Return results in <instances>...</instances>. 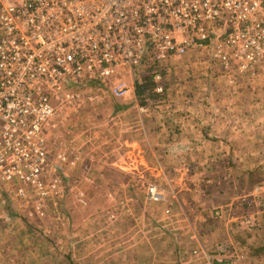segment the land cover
<instances>
[{
  "label": "built area",
  "instance_id": "built-area-1",
  "mask_svg": "<svg viewBox=\"0 0 264 264\" xmlns=\"http://www.w3.org/2000/svg\"><path fill=\"white\" fill-rule=\"evenodd\" d=\"M201 51L229 84L264 76V0H0V195H33L42 214L82 157L52 134L86 85L122 97L144 67L162 93L167 61ZM157 187L148 182L147 197L167 200ZM225 248L203 256L222 262ZM250 264H264V251Z\"/></svg>",
  "mask_w": 264,
  "mask_h": 264
},
{
  "label": "rangeland",
  "instance_id": "rangeland-1",
  "mask_svg": "<svg viewBox=\"0 0 264 264\" xmlns=\"http://www.w3.org/2000/svg\"><path fill=\"white\" fill-rule=\"evenodd\" d=\"M201 53L207 54L205 51ZM198 56L195 59L196 63L198 61L204 64V60H208L209 67L212 66L210 70L214 73L213 77L220 76L223 83L225 82L224 86L229 89L228 94L224 93L225 88L218 89L215 93L223 91L219 94L225 96L223 98L230 97L231 101L240 102L239 105L225 104L218 108L224 109L229 114L240 112L245 117V120L243 118L239 120L244 131L236 132L234 136L229 137L230 140L227 143L233 150L222 154L221 161L224 166L208 171V177L213 179L211 181L213 185L223 183L225 188L230 186L226 195H243L245 200L251 201V204H248L241 197L237 198L239 201L234 204L237 208L235 211L245 213L250 210L252 211L250 215H254L253 220L249 221L250 224L245 223L240 230H236L239 226L234 225L237 222H232V229L235 231L234 242L229 240L227 235L220 236L208 251L204 250L200 252V255H194H197L205 264H214L213 259L208 261L204 257L203 260V252L214 255L219 253L217 247L223 245L226 248L222 264H249L250 261L259 259L264 251V233L260 231L258 221H264V76L260 74L257 79H245L243 81L245 87L236 86L241 83V80L229 85L227 77L217 62L208 57L203 58L201 55L198 59ZM190 62L194 63L193 59H190ZM168 67H170L169 64L165 66L164 79L170 82L172 76L173 84L170 86L169 83L164 93L156 97H149L150 93L145 92L140 95V101L151 99L148 100L149 106L158 107L152 103L168 94L174 96L178 90L187 91L183 86L181 87L179 79L190 77L188 68L182 70L173 68L170 71ZM195 67L194 65L191 71H195ZM176 77L178 80L174 79ZM132 78L130 91L122 97H138L134 93L136 84L142 83L144 78L150 80L151 75L148 69L141 67L135 71ZM127 79L130 80V77ZM86 86L84 103L76 110L74 116L69 114L66 118H61L59 131L63 130L62 134L59 136L57 133L52 134V137H59L60 142L66 145L64 151L67 154L73 155L74 150L82 154L77 163L64 168L67 171V177L64 179L63 194L48 198L41 208L42 214L36 211L39 199L33 195L17 196L12 191L10 195H0V264H136L145 261L152 253L163 254L166 251L165 256H176L172 253V244H176L177 237L173 231H178L179 225L176 229L174 224L170 225L171 222L166 220L167 217L169 218V198L173 192H171V185L165 179L158 182L148 170L137 166L124 169L128 173L126 178L129 183L124 184L120 180L117 184L94 182L92 174L94 149H97V153L104 150L107 159L110 145L112 150L117 145L120 146V141L116 144L114 136L116 130L118 133L121 127L126 128L121 125V122L125 123L129 116L120 108L125 104L118 102L119 97H113L104 83H89ZM101 101L103 103L98 105L97 103ZM239 121L230 120L229 123H239ZM78 135L83 137L79 138ZM219 154V151L214 153V155ZM150 160L155 162L153 156ZM121 162L124 163V161ZM198 170V175L202 176L207 174L208 169ZM83 171L90 174L88 173L86 177L81 174ZM242 171L244 176L240 179L241 185L236 177ZM250 172L252 173L249 174ZM217 175L224 180L217 179ZM78 179L83 181L79 182ZM148 182L158 186V190L166 196L167 200L160 202L150 200L147 197ZM111 184L121 187L119 195L115 193L117 189L112 188ZM205 184L209 185L210 182ZM171 202L173 203V198ZM165 207L169 208L168 213L163 211ZM159 211L164 212L162 219H154L152 216L147 218L149 212L157 214ZM258 214L260 215L255 220L254 216ZM208 220L217 228L220 229L223 226L225 229L223 219L222 221L216 218L215 220L219 222H214L210 218ZM133 223L147 225L148 232L153 231L150 228L156 226L154 229L159 230V235H151L147 246L143 245L144 242H137L138 235L142 237L143 234L136 228L131 231L134 228ZM182 224H187V221ZM254 241L257 243L255 244ZM136 242L137 245H134ZM193 242L190 240L187 243L191 245ZM150 247L154 251H151ZM234 248L244 253L247 257L245 261L232 260Z\"/></svg>",
  "mask_w": 264,
  "mask_h": 264
},
{
  "label": "crops",
  "instance_id": "crops-1",
  "mask_svg": "<svg viewBox=\"0 0 264 264\" xmlns=\"http://www.w3.org/2000/svg\"><path fill=\"white\" fill-rule=\"evenodd\" d=\"M200 55L207 59L204 53L193 52L186 57L171 58L167 61L170 71L173 68L176 70H178L177 68L181 70L188 68L191 75L187 79L184 77L179 79L181 87L183 86L187 91L178 90L174 96L168 94L158 101H154L152 104L158 107L149 106L148 100L151 99H145L141 104L136 96L119 97L118 102L121 101L125 104L120 108L123 109V113H128L129 116L125 123L121 122V125L126 128L121 127L118 133L116 130L114 136L116 144L120 141V146L117 145L112 150L110 145L107 159L104 150L97 153V149H94L92 174L96 184H100V181L117 184L118 180L124 184L129 183L126 178L128 173L124 171L125 167L139 166L140 169L148 170L158 182L165 179L171 185L173 195L169 198V218L166 214L165 218L167 217L166 220L171 222L170 225H175L174 228L177 229L179 225L178 231H173L177 237L174 236L176 244H172V253H175L176 256L167 257L164 255L166 251L163 254L154 255L152 253L145 261L136 264H205L194 254L200 255V252L208 251L220 236L227 235L228 239L234 242L235 231L232 229V222H237L234 225L239 226L236 230H240L245 223L253 220L254 214L250 215L252 211L237 212L235 211L237 208L234 206L235 202L239 201L237 198L240 197L248 204H251V201L245 200L243 195H226L230 186L225 188L223 183L213 185V183L211 184L213 179L208 177V171H214V169L224 166L221 161L222 154L233 150L227 143L230 140L229 137L234 136L236 132L244 131L240 119L245 120V117L240 112L229 114L224 109H219V106L239 105L240 102L231 101L230 97L223 98L225 96L219 95L223 91L228 94L229 89L224 86L225 82L223 83L220 76L213 77L214 73L210 70L212 66L209 67L208 60H204V64L198 61L196 63L195 59L197 56L199 59ZM190 59H193L194 63L190 62ZM194 65L196 66L195 71H191ZM174 79L178 80L177 77ZM171 82L172 76L169 82L170 86L173 84ZM236 86H244L243 81ZM221 88L225 89L216 94L215 91ZM183 93L186 94L183 95ZM102 103L103 101L97 104L101 105ZM230 120L240 121L239 123H229ZM234 124L236 125L234 126ZM78 137L83 136L78 135ZM218 151L221 155H214ZM151 156L155 158V162L150 160ZM198 169H208L207 174L199 176ZM88 173L90 174V172L83 171L81 174L87 177ZM240 175L244 176V173L241 172ZM240 175L236 177V180L242 185ZM217 176V179L224 180L220 175ZM78 181L82 182L83 180L78 179ZM205 182H210V184L206 185ZM112 188L117 189L115 193L119 195L121 187L112 186ZM172 198L173 203L171 202ZM143 204H145L144 201ZM216 210L219 211L218 214H216ZM163 211H159L157 214L149 212L147 218L152 216L154 219H162ZM244 214L247 215L244 216ZM260 214L255 215L254 219H258ZM209 218L214 222H219V220H215L216 218L223 219L225 229L223 226L220 229L217 228L214 223L208 220ZM184 221H187V224H182ZM133 224L134 228L131 231L136 228L143 234L142 237L138 235L139 241H137L144 242L143 245L147 246L151 235H159V230L154 229L156 226L150 228L153 231L149 230L148 232L147 225ZM201 228L204 229L197 230ZM190 240L194 241L191 245L187 243ZM137 242L134 245H137ZM254 243L257 242L254 241ZM258 248L261 250L260 247ZM202 258L204 260V256Z\"/></svg>",
  "mask_w": 264,
  "mask_h": 264
},
{
  "label": "trees",
  "instance_id": "trees-1",
  "mask_svg": "<svg viewBox=\"0 0 264 264\" xmlns=\"http://www.w3.org/2000/svg\"><path fill=\"white\" fill-rule=\"evenodd\" d=\"M148 71H149V75H151L150 70H148ZM163 75H164V77H165L166 73L163 72ZM161 84H162V86H163V92H162V93H164V90H166L167 85L169 84V81H166V80L163 78L162 81H161ZM154 86H155V83L152 82V79H151V78H150V80H149L148 78H144L142 83L139 82V83L136 84V88H135L134 93H135V95L138 96V99H139L140 95L144 94L145 92L150 93V94H149V95H150L149 97H156V96L162 94V93H156V92H154V90H153ZM152 92H154V93H152ZM141 100H142V99H141ZM139 101H140V100H139ZM142 102H143V100L140 101L141 104H142ZM242 172H243V171H242ZM251 173H252V172H250L249 174H251ZM240 177H241V179H242V178H243V175H240ZM250 182H251V181H250ZM263 218H264V215H263ZM258 221L260 222L259 229H260V231H261L262 233H264V221H263V220H258ZM263 249H264V248H263ZM222 262H223V261H222ZM222 262H216V261H214L213 263H214V264H221ZM249 264H250V263H249Z\"/></svg>",
  "mask_w": 264,
  "mask_h": 264
}]
</instances>
